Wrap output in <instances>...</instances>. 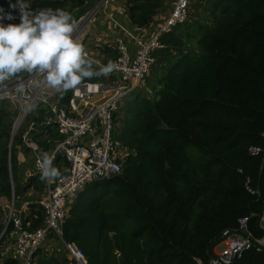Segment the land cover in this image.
Instances as JSON below:
<instances>
[{
	"label": "trees",
	"instance_id": "trees-1",
	"mask_svg": "<svg viewBox=\"0 0 264 264\" xmlns=\"http://www.w3.org/2000/svg\"><path fill=\"white\" fill-rule=\"evenodd\" d=\"M16 2L0 0L17 15L11 24L20 23L19 9L9 7ZM96 2L24 0L33 12L63 10L76 23ZM191 2L194 12L161 37L165 48L153 54L146 85L114 114L121 173L86 185L69 202L63 238L87 264H208L223 232H239L242 218L253 245L232 264H264V245L256 243L264 238V153L249 152L264 149V0ZM125 9L142 28L163 9L162 0H126ZM103 50L104 63L116 59ZM15 117L0 101L4 198L11 195L9 168L16 196L43 189L40 176L27 179L24 189L15 183L17 160L13 153L9 159L7 140ZM55 166L66 169L61 157ZM44 217L34 204L22 222L35 230Z\"/></svg>",
	"mask_w": 264,
	"mask_h": 264
},
{
	"label": "built area",
	"instance_id": "built-area-1",
	"mask_svg": "<svg viewBox=\"0 0 264 264\" xmlns=\"http://www.w3.org/2000/svg\"><path fill=\"white\" fill-rule=\"evenodd\" d=\"M110 1L98 0L93 9L79 19L77 25L83 24V27L77 28L76 33L79 34L75 36L78 40L84 37V30L91 21L89 17L109 5ZM191 1L174 0L168 14L148 35L137 36L120 28L122 34L134 41L135 50L129 52L125 43L117 47L119 56L112 61L117 68L108 76H101L100 81H85L78 90L64 93L51 89L43 76L36 74L21 73L0 84V101L7 102L16 113L12 124L13 139L8 145L9 159L13 149L25 148L32 160L25 173L26 180L41 177L39 164L45 155L52 157L54 168L58 157L66 163V169L61 167L59 177L51 181L42 180L43 189L38 198L21 203L23 198L15 195L9 168L11 195L4 198L7 213L0 232V260L10 258L19 261V264H31L36 251L49 240L56 255H65L73 264H87L82 251L63 238L62 226L68 215L69 202L86 185L121 173L120 151L112 136L114 114L121 100L148 75L155 64L153 54L165 48L161 37L186 21ZM0 9L3 10L0 17H4L0 19V24L8 25L17 19L16 14ZM7 14L14 19H8ZM88 58L95 62L93 66L98 69L108 63L89 55ZM41 107L46 110L41 111ZM32 112H36L40 124L34 120L27 122ZM49 129L55 130L56 139L51 142L46 140V147L41 148L38 139ZM261 136L264 139V132ZM16 137L19 142L14 145ZM249 152L257 156L263 154L264 149L252 147ZM34 204L43 209L45 217L41 227L29 230V224L24 227L22 219L30 205ZM247 221V218L238 221L239 232H223L221 242L212 248L208 264H232L250 249L253 238L247 232ZM256 243L264 245V238ZM196 263L202 264L199 260Z\"/></svg>",
	"mask_w": 264,
	"mask_h": 264
},
{
	"label": "clouds",
	"instance_id": "clouds-1",
	"mask_svg": "<svg viewBox=\"0 0 264 264\" xmlns=\"http://www.w3.org/2000/svg\"><path fill=\"white\" fill-rule=\"evenodd\" d=\"M9 7L19 9L20 23L0 24V84L21 73L36 74L43 76L51 89L64 93L78 90L86 79L108 76L117 68L112 61L99 70L93 68L95 62L88 58L76 38L78 25L68 12L59 9L33 12L24 0ZM7 18L14 19L11 14ZM39 167L42 180L60 176L48 155Z\"/></svg>",
	"mask_w": 264,
	"mask_h": 264
},
{
	"label": "crops",
	"instance_id": "crops-1",
	"mask_svg": "<svg viewBox=\"0 0 264 264\" xmlns=\"http://www.w3.org/2000/svg\"><path fill=\"white\" fill-rule=\"evenodd\" d=\"M170 1L173 2L174 0H162L163 9L160 11H157V13L153 16V18L149 24H147L145 27L138 28L130 20L128 14L126 13V9H125L126 0H111L109 5L100 9V11L97 13L98 16L96 18H94L97 15L96 14L91 19V21L88 23L87 27L84 30V37H82V41L86 40L85 47L92 46L97 42H99L101 45H104L107 47L109 46V48L116 47V46L119 47L120 45L125 43L128 51L129 52L133 51V50H135L134 41L131 40L129 37H126L124 34H122L120 28H123V29L129 31L130 33L135 34L137 36H145V35L152 33L153 30L163 20V18L168 14V11H169L170 6L172 4V3H170ZM139 2H141V1H138V3ZM165 35H167V34H165ZM113 43H116V46ZM144 81H145V79H144ZM141 84L133 92H131L130 95L132 93H134L140 87H144V84L143 85H141ZM123 99H125V97ZM120 104H121V102H120ZM114 119H115V117H114ZM41 137H45L44 141L49 140L50 142L56 139V135L51 136V134H48V133H45ZM41 143H43L46 147V144H47L46 142H40V140H39L40 145H42ZM31 161L32 160L30 158V155L25 157L23 160L22 159L17 160L18 169H22L24 167L29 168ZM28 168H25L22 172V175H21V184L23 186L22 187L23 189L26 185L25 173H26V170ZM27 196H30L29 190L24 192V194L21 195V198H23L24 200L30 199V197H27ZM1 198H2L1 202L2 201L5 202L4 197H1ZM5 205H6V202H5ZM25 214H26V212H25ZM41 250H42V253L43 252L48 253L46 260H48L51 264H55V263L73 264L65 257V255H56L54 250H53V245L49 242V240L44 242L39 247L38 251H41ZM59 258H61V259L59 260ZM63 258H64V260H63ZM8 259H10V258H8ZM2 260L5 261L6 258H5V260L1 259L0 261L3 262Z\"/></svg>",
	"mask_w": 264,
	"mask_h": 264
},
{
	"label": "rangeland",
	"instance_id": "rangeland-1",
	"mask_svg": "<svg viewBox=\"0 0 264 264\" xmlns=\"http://www.w3.org/2000/svg\"><path fill=\"white\" fill-rule=\"evenodd\" d=\"M195 2H197V0H194ZM170 3H172V1H170ZM97 4V2L95 3V4H93L94 6ZM92 5V6H93ZM194 5H195V3H193V2H191L190 3V5H189V9H188V15L189 14H191V13H193L194 12V9H193V7H194ZM88 7L89 6H91V5H87ZM91 6V7H92ZM93 6V7H94ZM90 7V9L89 10H87L86 9V11H88L87 13H89L92 9H93V7L91 8ZM196 10H201V8H200V6H198L197 7V9ZM86 13V14H87ZM97 13V12H96ZM95 13V14H96ZM85 14V15H86ZM95 14H93L92 16H90L89 17V19L91 18L92 19V17L95 15ZM98 16V14L94 17V18H96ZM84 16H82L81 18H79V19H82ZM87 19V18H86ZM187 19H188V17H187ZM83 27V24H81L78 28H82ZM79 33H75V35H78ZM79 42H81L82 44H83V46H84V48H85V50H86V53H87V55H89V56H92V57H95V58H97L98 60H100V61H104L105 62V60L106 61H108L109 60V54H107V53H105L104 52V50H103V48H107L108 50H111V51H113V53L115 54V58H117L118 56H119V52H118V50H117V46H116V43H113L116 47H111V48H109V46L107 47V46H104V45H101L99 42H97V43H95L94 45H92V46H89V47H85V44H86V40H84V41H82V40H78ZM108 58V59H107ZM155 60H156V58H155ZM146 85V83H145V81L141 84V85ZM141 88V87H140ZM124 100V99H123ZM123 100L121 101V103L123 102ZM123 105H121L120 104V108L122 107ZM40 110L41 111H45L46 110V108L45 107H41L40 108ZM29 120H34L37 124H40V122H39V120H38V118H37V116H36V112H32L30 115H29V117L27 118V122L29 121ZM11 132H12V128H11ZM11 132H10V134L8 135V142H10V140H11V136H12V134H11ZM47 133H49V134H51V136L53 135H55L56 133H55V130L54 129H49L48 131H47ZM44 138L45 137H41L39 140H40V142H45L44 141ZM9 144V143H8ZM29 151L27 150V149H25V148H23V149H20V150H16V149H13L12 150V152H11V154L13 153V155L15 156V158H16V160H23L25 157H27L28 155H30V153H28ZM119 156H123V153L120 151V153H119ZM61 167L62 166H60V167H57L56 166V169L60 172V170H61ZM25 168H28V167H24V168H22V169H14L13 170V172H14V176H15V183L17 184V186H19L20 188L21 187H23L22 186V184H21V175H22V172H23V170L25 169ZM14 186V185H13ZM19 194V196L21 197V195H23L24 194V191H21L20 193H18ZM38 193L37 192H34L33 193V191L32 190H30V196H27V197H30V199L31 200H35L36 198H38ZM21 202H24V199H21L20 200V203ZM4 205H5V202L4 201H2L1 203H0V227H4V225H5V222H6V213H7V211H6V209H4ZM19 205H17V207H18ZM37 252V251H36ZM47 255H48V253L47 252H43L42 253V250L41 251H38L35 255H34V257H33V259H32V263L31 264H51L48 260H46L47 259ZM61 258H59V260H60ZM55 264H58V263H55ZM60 264H63V263H60Z\"/></svg>",
	"mask_w": 264,
	"mask_h": 264
},
{
	"label": "water",
	"instance_id": "water-1",
	"mask_svg": "<svg viewBox=\"0 0 264 264\" xmlns=\"http://www.w3.org/2000/svg\"><path fill=\"white\" fill-rule=\"evenodd\" d=\"M13 139V135L11 136V140Z\"/></svg>",
	"mask_w": 264,
	"mask_h": 264
}]
</instances>
